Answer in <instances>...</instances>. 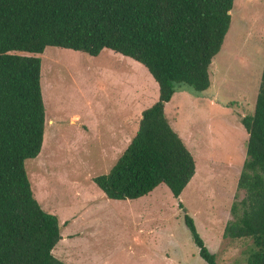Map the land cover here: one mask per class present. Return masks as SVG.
Listing matches in <instances>:
<instances>
[{
	"label": "rangeland",
	"instance_id": "1",
	"mask_svg": "<svg viewBox=\"0 0 264 264\" xmlns=\"http://www.w3.org/2000/svg\"><path fill=\"white\" fill-rule=\"evenodd\" d=\"M231 15L210 68L211 87L196 92L177 84L165 108L196 161V175L179 199L163 184L138 200H112L93 181L110 172L142 112L158 101L149 71L109 49L92 57L49 47L40 56L46 128L42 151L27 160L26 170L41 207L60 219L63 239L53 251L58 259L207 264L185 224L187 213L217 264H247L252 241L225 238L224 232L233 203L245 197L238 189L248 142L241 121L254 113L261 84L264 0H235Z\"/></svg>",
	"mask_w": 264,
	"mask_h": 264
},
{
	"label": "trees",
	"instance_id": "2",
	"mask_svg": "<svg viewBox=\"0 0 264 264\" xmlns=\"http://www.w3.org/2000/svg\"><path fill=\"white\" fill-rule=\"evenodd\" d=\"M234 2L0 0V264H67L53 253L63 239L60 219L41 207L26 170L45 136L40 56L46 49L92 57L109 49L149 71L158 101L142 112L110 172L93 181L112 200H138L163 184L179 199L196 161L165 108L177 84L196 92L211 87L210 68L230 30ZM241 122L248 142L238 189L245 197L233 203L224 237L251 240L247 264H264V67L255 111ZM184 220L200 257L217 264L194 219L186 213Z\"/></svg>",
	"mask_w": 264,
	"mask_h": 264
},
{
	"label": "crops",
	"instance_id": "3",
	"mask_svg": "<svg viewBox=\"0 0 264 264\" xmlns=\"http://www.w3.org/2000/svg\"><path fill=\"white\" fill-rule=\"evenodd\" d=\"M66 238H68V236Z\"/></svg>",
	"mask_w": 264,
	"mask_h": 264
}]
</instances>
